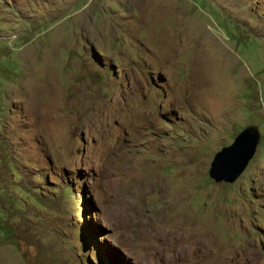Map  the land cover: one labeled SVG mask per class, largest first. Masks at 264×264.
I'll return each mask as SVG.
<instances>
[{"label": "rangeland", "instance_id": "rangeland-1", "mask_svg": "<svg viewBox=\"0 0 264 264\" xmlns=\"http://www.w3.org/2000/svg\"><path fill=\"white\" fill-rule=\"evenodd\" d=\"M0 264H264V0H0Z\"/></svg>", "mask_w": 264, "mask_h": 264}, {"label": "water", "instance_id": "water-1", "mask_svg": "<svg viewBox=\"0 0 264 264\" xmlns=\"http://www.w3.org/2000/svg\"><path fill=\"white\" fill-rule=\"evenodd\" d=\"M260 136L257 125L245 126L236 134L231 144L214 154L208 169L209 177L215 182L235 181L253 157Z\"/></svg>", "mask_w": 264, "mask_h": 264}, {"label": "trees", "instance_id": "trees-1", "mask_svg": "<svg viewBox=\"0 0 264 264\" xmlns=\"http://www.w3.org/2000/svg\"><path fill=\"white\" fill-rule=\"evenodd\" d=\"M80 216L84 219V215H83V213H82V208H81V210H80Z\"/></svg>", "mask_w": 264, "mask_h": 264}, {"label": "clouds", "instance_id": "clouds-1", "mask_svg": "<svg viewBox=\"0 0 264 264\" xmlns=\"http://www.w3.org/2000/svg\"><path fill=\"white\" fill-rule=\"evenodd\" d=\"M240 131H241V130H240ZM260 134H261V133H260ZM235 136H236V135H235ZM233 139H234V138H233ZM232 142H233V141H232ZM232 142H231V143H232ZM231 143H230V144H231ZM228 145H229V144H228ZM226 146H227V145H226ZM223 147H224V146H223ZM218 151H219V150H218ZM213 156H214V155H213ZM211 160H212V159H211ZM209 165H210V164H209ZM213 181H214V180H213Z\"/></svg>", "mask_w": 264, "mask_h": 264}, {"label": "flooded vegetation", "instance_id": "flooded-vegetation-1", "mask_svg": "<svg viewBox=\"0 0 264 264\" xmlns=\"http://www.w3.org/2000/svg\"><path fill=\"white\" fill-rule=\"evenodd\" d=\"M144 10H145V9H144ZM148 11H150L149 8H148ZM140 13H141V12H140Z\"/></svg>", "mask_w": 264, "mask_h": 264}]
</instances>
